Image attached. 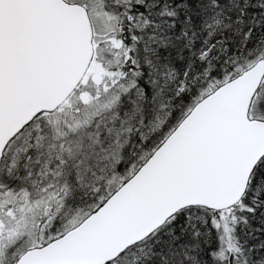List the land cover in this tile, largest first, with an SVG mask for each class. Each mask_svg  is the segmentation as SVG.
Here are the masks:
<instances>
[{
  "label": "snow or ice",
  "instance_id": "6c2138e0",
  "mask_svg": "<svg viewBox=\"0 0 264 264\" xmlns=\"http://www.w3.org/2000/svg\"><path fill=\"white\" fill-rule=\"evenodd\" d=\"M0 264H264V0H0Z\"/></svg>",
  "mask_w": 264,
  "mask_h": 264
}]
</instances>
